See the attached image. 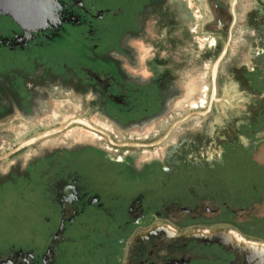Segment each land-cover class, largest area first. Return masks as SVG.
I'll use <instances>...</instances> for the list:
<instances>
[{"label":"flooded vegetation","instance_id":"flooded-vegetation-1","mask_svg":"<svg viewBox=\"0 0 264 264\" xmlns=\"http://www.w3.org/2000/svg\"><path fill=\"white\" fill-rule=\"evenodd\" d=\"M239 1L212 3L209 92L188 99L184 65L195 48L202 83L203 41L187 35V1L0 0V163L87 130L0 171L2 190L39 208L0 264H264V0ZM128 55L147 79L127 73ZM49 94L63 111L79 97L83 114L4 150Z\"/></svg>","mask_w":264,"mask_h":264},{"label":"rangeland","instance_id":"rangeland-1","mask_svg":"<svg viewBox=\"0 0 264 264\" xmlns=\"http://www.w3.org/2000/svg\"><path fill=\"white\" fill-rule=\"evenodd\" d=\"M188 3V13H187V35L190 37H198V39L203 41V49H202V83L198 84L197 81L199 79V75L196 71V55L197 52L194 48L193 50L189 49V58L187 65H184L187 72L185 73L184 79L186 80V86H188V99H195L196 92L199 91L198 98L202 97V95H206L209 92V81H210V67L211 63L215 58V53L212 52L210 47V40L213 36V32L211 29V25L213 23L214 17L212 13V3L219 0H184ZM226 4H230L232 0H220ZM259 0H240L239 3L242 5L254 4ZM244 6H241L243 10ZM179 24H177L178 28ZM177 31L175 30V24H172V30L170 32L171 36H176ZM156 36L164 35V27L160 28L158 32L156 31ZM154 33V34H155ZM152 35V34H151ZM192 41V40H191ZM199 41V40H198ZM171 44V55L172 59H174L178 64H182V59H184V50L181 49L178 44V40L171 39L168 40ZM140 42L135 43L134 39H128L125 42L126 47L130 49V51H139L138 46ZM162 45V44H160ZM148 49L144 51L149 53ZM115 52V50H112ZM137 53V52H134ZM152 51H150V54ZM115 58L116 55L112 54ZM124 63L127 68V73L131 77H140L147 79L150 76V73L147 72L146 68L143 65V59L140 55L136 56H125ZM135 59V60H134ZM197 85V88L195 86ZM193 86V87H191ZM179 97H177L178 99ZM205 98V97H204ZM67 98L58 97L55 98L51 94L44 97V105L48 106L45 108L44 112L40 113V108H36L35 113H29L27 119L22 121V125H18L16 127H12L10 130L11 133H16L18 131H23L24 133L20 137H15L13 134V139L6 140V145L4 146V150L14 147L19 142L23 141L25 138L30 137L31 135L40 132L42 130H46L55 126H58L69 118L73 116H79V114H83V109L80 104L81 99L79 97H75L72 99L74 104L72 105L71 110L63 111V107H65V103ZM91 120L94 123H100V125H106L111 131L118 133L120 130L116 125L111 124L109 122L104 121L103 119H98L96 115H91ZM106 123V124H105ZM96 125V124H95ZM98 125V124H97ZM23 126V127H21ZM26 127V129H25ZM75 135H69V130L66 132L59 134L55 137H51L49 139L43 140L34 144L31 148H29L26 153L21 156L13 157L10 160H6L0 163V171L4 172L7 169L10 163L17 162L18 159L25 161H29L33 155H38L42 151L53 150L63 148L65 146H72L79 142V138L82 133L87 132L82 127L75 126ZM104 143V141H102ZM1 174V173H0ZM2 175V174H1ZM38 206L27 203L24 200L20 199L16 189L11 186H6L3 190L0 188V247H3L10 241H17L24 239L27 235L31 233L33 229H37L39 227L38 220Z\"/></svg>","mask_w":264,"mask_h":264},{"label":"water","instance_id":"water-1","mask_svg":"<svg viewBox=\"0 0 264 264\" xmlns=\"http://www.w3.org/2000/svg\"><path fill=\"white\" fill-rule=\"evenodd\" d=\"M64 127H65V126H64ZM64 127H60V128H56V129L50 130V131L46 132L45 134H43L42 136H46V135H49V134H51V133H54V132L60 131V130L63 129ZM42 136H40V137H42ZM35 140H37V138H36V139H31V140H29V141H26V142L20 144V145L18 146L17 149L23 147L24 145H28V144L32 143L33 141H35Z\"/></svg>","mask_w":264,"mask_h":264},{"label":"bare ground","instance_id":"bare-ground-1","mask_svg":"<svg viewBox=\"0 0 264 264\" xmlns=\"http://www.w3.org/2000/svg\"><path fill=\"white\" fill-rule=\"evenodd\" d=\"M168 230H170L169 227H168ZM170 231H171V230H170ZM170 231H169V232H170ZM170 233H171V232H170ZM171 234H172V233H171ZM226 234H228V233H226ZM228 235H229V234H228ZM228 235H227V236H228ZM248 244H249L248 246H251V245H252V244L250 245V243H248ZM245 246L247 247V244H246ZM253 248H255V246H254ZM256 248H257V246H256ZM252 250H253V249H252ZM258 251H259V250H258Z\"/></svg>","mask_w":264,"mask_h":264}]
</instances>
